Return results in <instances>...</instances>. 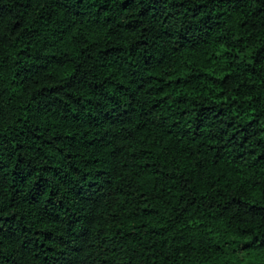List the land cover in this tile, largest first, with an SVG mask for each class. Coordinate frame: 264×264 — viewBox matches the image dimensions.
I'll return each mask as SVG.
<instances>
[{"label": "trees", "instance_id": "trees-1", "mask_svg": "<svg viewBox=\"0 0 264 264\" xmlns=\"http://www.w3.org/2000/svg\"><path fill=\"white\" fill-rule=\"evenodd\" d=\"M0 264H264V0H0Z\"/></svg>", "mask_w": 264, "mask_h": 264}]
</instances>
